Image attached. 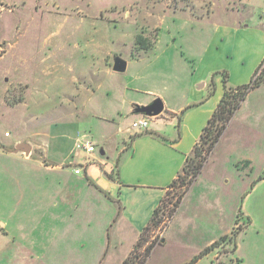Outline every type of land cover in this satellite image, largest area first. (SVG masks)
<instances>
[{
	"label": "rangeland",
	"instance_id": "rangeland-1",
	"mask_svg": "<svg viewBox=\"0 0 264 264\" xmlns=\"http://www.w3.org/2000/svg\"><path fill=\"white\" fill-rule=\"evenodd\" d=\"M232 11L242 14L247 25H264V0H0V264H50L54 252L50 214L46 212L53 194H47L49 182L35 180V174L46 171L33 160L45 165V160H65L66 156L67 160L90 159L73 151L75 140L83 136L93 142L96 158H101L105 142L109 162L117 160L118 151L128 147L120 139L126 137L128 142L141 133L128 138V133L134 132L130 127L135 121L133 113L142 106L124 103L126 99L148 101L135 89L153 86L177 104L178 95L188 91L190 72L197 66L195 47L206 39L211 20ZM207 14L214 16L205 20L207 27L197 22L198 36L190 49L192 40H187L192 25H183V19ZM138 35L143 44L136 42ZM180 41L183 44L179 46ZM217 45L214 89L222 86L224 67L231 61L226 59L224 43ZM252 52L246 48L241 54L248 60ZM118 58L129 64L122 74L113 71ZM162 83L170 88L166 91ZM175 90L178 92L173 93ZM164 117L169 118L164 114L154 120L163 122ZM244 118L243 111L228 124L220 145L203 162L197 180L191 183L196 180L193 200L178 212L167 232V244L155 251L149 264H159L162 257L175 262L189 257L193 247L178 250L176 246L174 237L183 231L179 225L185 220L190 232L195 222L209 214L211 205L217 207V198L224 200L225 221L236 213L241 195L249 190L251 178L261 173L259 163L264 160L262 143L255 146L247 142V134L243 137ZM153 123L150 118L148 129L156 126ZM117 128L125 131L123 136L115 133ZM16 142L32 147L30 159L14 153ZM245 159L255 165L252 175ZM181 175L191 180L184 172ZM191 185L182 186L177 180L169 187L160 209L164 223L142 236L143 246L134 251L133 247L130 264L142 262L149 242L161 241L156 232H163L174 215L175 202L184 198ZM239 217L237 214L234 228L225 235L233 242L220 243L216 248L219 253L233 252L236 236L244 226Z\"/></svg>",
	"mask_w": 264,
	"mask_h": 264
},
{
	"label": "crops",
	"instance_id": "crops-1",
	"mask_svg": "<svg viewBox=\"0 0 264 264\" xmlns=\"http://www.w3.org/2000/svg\"><path fill=\"white\" fill-rule=\"evenodd\" d=\"M213 16L214 14H207L183 19V25H192L190 39L187 40L189 43L192 40L190 49L194 46V38L198 36L197 22L207 27L205 20L210 21ZM245 20L242 14L234 11L223 13L216 20H211L213 23L210 25L211 29L207 30L206 39L195 47L198 53L193 56L197 59V66L193 72L189 71L192 78H188V91L178 95L177 104L169 101L168 95H161L158 88L153 86L135 89L136 93L145 95V100L149 98L148 101L126 99L124 103L147 106L159 98L164 106L160 115L165 114L169 118L164 117L165 121L161 122L153 117V124L156 126L141 132L140 136L128 142L126 137L120 139L128 147H122L118 151L120 160L116 180L108 178L113 173L117 160L109 162L105 142L100 150L101 158L92 155L89 160L81 161L67 160L66 156L65 160H45V165L40 160H33L38 162L39 169L46 171L35 174V180L49 182L47 194H53L52 200H48L46 205V212L50 214V246L54 248L50 255V264L52 261H57L55 264H72L76 260H80V264H108L112 261L122 264L127 259L154 210L160 205L172 182L181 174L186 159L223 97V84L215 86L213 94L209 95V81L215 70V62L219 61L216 60V53L220 48L217 42L224 43L226 59L231 60L226 63L224 69L227 70L224 72L228 76V85L230 83L232 88L247 85L264 61V25H247ZM181 44L182 41L179 46ZM246 48L253 49L248 60L244 53L241 54ZM163 87L166 91L170 88L166 84ZM177 92L175 90L173 93ZM210 97L212 102L209 104ZM187 108L194 109V112H185ZM243 111L245 118L241 126L246 132L243 137L247 134V142L254 145L260 146L261 142L260 147L264 152V86L255 88L247 95L230 122ZM136 117L139 114L133 113V120ZM168 129L172 131L169 132ZM124 132L122 128H117L115 133L123 136ZM135 133L137 132L128 133V138ZM224 133L225 131L213 151L220 145ZM31 150L33 151L32 147ZM31 155L32 152L29 156L24 155V159H30ZM245 160L247 161H243L244 165L248 163L251 166L252 171L249 174L252 175L255 165L251 159ZM23 161L28 163L32 160ZM259 164L261 173L252 178L249 176L253 182L249 190L241 195L234 216L226 218L225 221L224 200L222 197L217 198V207L211 205L209 214L205 218L202 216L199 223L195 222L190 232L185 220L179 225L183 231L181 235L174 237L176 246L178 250L193 247L192 254L187 258L182 257L180 262L162 257L159 264L189 263L205 248L231 233L237 214L244 226L236 237L234 251L221 254L215 249L194 264H264V160ZM75 168H79L81 174H74ZM240 170L238 168L237 171ZM194 183L186 192L173 218L165 226L162 244L153 248L144 264H149L155 251L167 244V232L175 223L178 212L187 201L193 200ZM176 231L178 234L180 229L177 228ZM119 248L122 250L119 251ZM117 252L121 254L116 259L112 258Z\"/></svg>",
	"mask_w": 264,
	"mask_h": 264
},
{
	"label": "trees",
	"instance_id": "trees-1",
	"mask_svg": "<svg viewBox=\"0 0 264 264\" xmlns=\"http://www.w3.org/2000/svg\"><path fill=\"white\" fill-rule=\"evenodd\" d=\"M136 42L138 44L144 43V39L142 38L141 35H138L136 37ZM261 66H259L256 69V71L254 72L252 76V79L247 85H243V86L236 87V88H232L228 85V82H227L228 76L225 73H222V84H223V90H224L223 97L221 98L215 111L213 112L209 120L207 121L206 126L203 128L198 141L196 142L190 156L186 159L185 164L182 168V172L187 174V176L191 177V180L187 181L186 176L184 177L181 174H179L176 180H174L170 186H173L174 184H176L177 180L180 181L182 186L191 185L192 181L199 175V172L202 169L203 162L206 161L207 156H209L213 152L215 146L221 139L222 134L225 131L228 123L232 119L235 112L239 109L241 103L245 100L247 95L252 90H254L257 87L264 86V65H263V69L261 70V72H259ZM209 88H210L209 95H212L214 91V76H211L210 78ZM191 157L193 158L191 159ZM119 160L120 159L118 158L116 161V166H115L113 173L111 175H108L109 179L116 180L118 178L117 168H118ZM165 198H166V194H165V197L161 200L160 205L154 210L147 226L144 228V230L142 231L140 235V238L135 244L133 251L143 246V244H141L142 242L140 241H141L142 236L146 232L159 228V226L164 222V220L162 219V213H160V209L162 205L164 204ZM181 199L182 198L179 197L177 202H175L174 207L176 208V210L178 208L177 206H179V204L181 203ZM173 216L174 215H171L170 218L172 219ZM233 240L231 239V237H228V236L221 237L219 242H215L209 247L205 248L198 256L193 258L187 264L196 263L204 255L214 251L220 245V243H223V242L229 243L230 241L233 242ZM143 242L148 243V241L145 239H143ZM157 244L158 245L162 244V240L157 243L156 241L152 240L151 242L147 244L143 252L144 256H143L142 262L140 264H144L146 262L151 251ZM233 247H234L233 249H235V243L233 244ZM131 257L133 258L132 253L126 260H124L123 264H130L132 262Z\"/></svg>",
	"mask_w": 264,
	"mask_h": 264
},
{
	"label": "water",
	"instance_id": "water-1",
	"mask_svg": "<svg viewBox=\"0 0 264 264\" xmlns=\"http://www.w3.org/2000/svg\"><path fill=\"white\" fill-rule=\"evenodd\" d=\"M126 66H127L126 61L118 58L114 61L113 71L116 73H124L126 70ZM163 109L164 106L162 101L160 99H155L147 106L137 107L135 113L153 118L162 114ZM18 152L23 153L25 156H29L31 152V147L30 145L25 143L18 144L15 146L14 153H18Z\"/></svg>",
	"mask_w": 264,
	"mask_h": 264
},
{
	"label": "built area",
	"instance_id": "built-area-1",
	"mask_svg": "<svg viewBox=\"0 0 264 264\" xmlns=\"http://www.w3.org/2000/svg\"><path fill=\"white\" fill-rule=\"evenodd\" d=\"M264 16V11H263ZM263 69V65L261 66L259 72ZM150 124V117L142 116L138 119H136L134 122L131 123L130 127L134 130V132L140 133L143 131H147ZM73 151L83 152L87 156L91 157L93 153L95 152V146L93 142L86 136H83L82 138H78L75 140L73 144ZM89 160V159H87ZM74 174L79 175L81 174V170L79 168H75ZM164 223V222H163ZM167 224V222L165 223ZM164 232V230H163ZM163 232L160 233L159 229L156 232L159 234L160 238L163 236Z\"/></svg>",
	"mask_w": 264,
	"mask_h": 264
}]
</instances>
